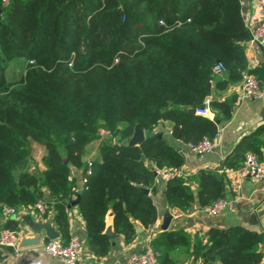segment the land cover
Here are the masks:
<instances>
[{"label": "trees", "instance_id": "obj_1", "mask_svg": "<svg viewBox=\"0 0 264 264\" xmlns=\"http://www.w3.org/2000/svg\"><path fill=\"white\" fill-rule=\"evenodd\" d=\"M248 37L240 0H0V211L11 205L37 214L34 203L46 189L42 216L52 212L64 242L68 204L76 199L95 255L110 249L108 215L116 233L133 238L135 220L148 226L157 215L156 174L145 159L183 163L154 126L168 120L185 142L214 138L216 119L230 116V102L210 99L213 119L189 108L201 106L214 86L241 79L244 69L261 79L260 69L247 68ZM218 60L225 65L221 78L211 73ZM135 125L145 137L128 143ZM100 127L110 129V138L85 159ZM263 133L264 123L242 134L222 166L239 167L246 151L259 153ZM34 143L44 149L43 168L31 170ZM71 166L82 171L81 187ZM193 180L195 189L182 174L167 178V203L186 209L196 198L204 206L224 193L223 171L200 168ZM22 220L33 217L24 213ZM5 227L18 229L19 221L10 218ZM261 237L240 225L211 226L205 240L164 229L152 243L160 264H173L170 250L180 245L191 246L201 263L257 264Z\"/></svg>", "mask_w": 264, "mask_h": 264}, {"label": "crops", "instance_id": "obj_2", "mask_svg": "<svg viewBox=\"0 0 264 264\" xmlns=\"http://www.w3.org/2000/svg\"><path fill=\"white\" fill-rule=\"evenodd\" d=\"M240 7L245 25L247 27L254 26L259 18L257 0H240ZM245 53L247 68L260 69V80L264 88V48L257 43H249L246 40ZM223 75L224 73L218 76L221 78ZM207 96L210 99L216 97L221 100H228L231 108L229 117L224 118L220 116L218 118V129L214 137V145L209 151L203 153L190 151L188 142L172 134L171 123L168 120L159 121L152 131L156 135L160 132V136L179 150L183 158V163L179 166L181 169L180 174L191 182L193 189L196 188L193 176L200 168L223 171L225 175V187L222 196L232 202L231 207H225L219 213L212 215L207 213L202 205L198 203L197 199L194 198L189 207L181 209V214L174 215L172 214V209L178 207L168 204L166 201L164 195L166 178L156 175L155 189L152 192V198L156 206V220L148 226H144L140 221L135 220V229L136 224L139 223L142 226V230H136V235L130 240H126L112 229L110 215H108L106 218L107 226H110L116 235L111 237V245L108 252L98 257L91 250L87 242L84 220L76 203H69L67 208L69 236L75 235L81 243L76 264H126L130 253L140 249L149 238L153 239L164 229H182L188 234L190 241H194L196 238L205 240L207 229L211 226L229 227L234 225H240L261 233L262 237L257 247L262 252V258L257 264H264V182L249 173H241L238 167L222 166L224 156L233 148L237 139L242 134L264 123V93L257 98L241 97L239 79L229 83L224 88L214 86L211 93ZM145 134L144 130V137ZM129 135L125 137L126 142ZM100 140V138H97L85 146V159H89L96 154ZM33 148H36L40 154L37 157L35 152H33L34 163L31 164L30 169L32 170L35 167L34 165L43 168L41 156L44 149L36 143L33 144ZM257 155L260 159L264 160V133L261 135L260 152ZM145 162L148 166L154 165L149 159H145ZM71 176L75 178L77 184L81 187L84 180L81 169L71 166ZM48 197V190L45 189L44 198L47 199ZM24 213H28L33 217L32 222L48 221L58 231V236H60V232L53 221L51 211L46 216H38L32 209L26 207L10 215L5 214L4 211H0V229L5 227L8 219L13 218L19 221L18 231L20 233L38 232L43 238L42 242L46 240L47 237L43 228L37 231L31 228L32 222L22 220ZM40 244L23 246L17 248V250L5 245L3 247L0 246V259L22 264H65L59 258L44 253ZM170 254L174 258L173 264H219L218 260L201 263L200 260L193 259L191 246L189 248L181 245L176 246L170 250Z\"/></svg>", "mask_w": 264, "mask_h": 264}, {"label": "built area", "instance_id": "obj_3", "mask_svg": "<svg viewBox=\"0 0 264 264\" xmlns=\"http://www.w3.org/2000/svg\"><path fill=\"white\" fill-rule=\"evenodd\" d=\"M10 0H1L2 4L8 3ZM259 5L258 21L254 26L248 27L249 30V43H257L264 48V0H257ZM225 71V65L222 61L218 60L211 67L212 75H221ZM264 88L262 87L261 80L253 72L247 69L242 70V76L240 79V94L245 98H257L262 96ZM210 98L205 96L202 105L195 108V112L205 115L211 119L215 117L214 109L209 105ZM111 131L108 128L100 127L98 129L99 137L110 135ZM214 145V138H210L207 135H203L199 140L195 142H188L190 151L194 153H203L209 151ZM153 169L156 175H161L164 178H169L173 175L180 174L181 169L179 166L170 165H153ZM241 173H249L255 178L264 182V160L260 159L258 155L252 150L246 151L244 158L238 167ZM46 199L39 198L34 203V208L37 210V215L42 216L46 210ZM232 202L224 196L217 197L213 202L208 203L203 207L207 213L215 215L219 213L225 207H231ZM19 209L11 205H4L3 211L5 214L10 215L17 213ZM172 214H181V209L173 208ZM20 232L18 229H11L3 227L0 229V243L9 246L14 250H17L16 242ZM41 249L48 255L55 256L63 261L65 264H76L81 243L75 235H70L67 241H63L60 236L53 238H47L40 244ZM159 252L154 247L152 239L149 238L144 245L130 253L126 264H160ZM0 264H22L14 263L8 260L0 259Z\"/></svg>", "mask_w": 264, "mask_h": 264}, {"label": "water", "instance_id": "obj_4", "mask_svg": "<svg viewBox=\"0 0 264 264\" xmlns=\"http://www.w3.org/2000/svg\"><path fill=\"white\" fill-rule=\"evenodd\" d=\"M189 110L195 111L194 108H189ZM216 120L218 122V119H216ZM157 135L160 136L161 133L158 132ZM143 138H144L143 128H140L138 125H135L134 131L127 137V142L128 143H137ZM64 161H67L66 157H64ZM76 202H77V199L72 201L70 204H75ZM31 228L35 229L37 231L39 229L43 228L45 230V236L47 238H53V237H56L59 235L58 231H56V229H54V227H52L48 223V221H46V222H38V221L32 222ZM136 230L137 231L142 230V226L139 223L136 224ZM106 232L108 233V235L110 237H113L116 235V233L114 231H112L110 226L106 227ZM42 240H43V238L40 236V234L38 232H33V233L21 232L19 234L18 239H17L16 247L20 248L23 246L38 244V243H41ZM0 246L3 247L4 245L0 243Z\"/></svg>", "mask_w": 264, "mask_h": 264}, {"label": "rangeland", "instance_id": "obj_5", "mask_svg": "<svg viewBox=\"0 0 264 264\" xmlns=\"http://www.w3.org/2000/svg\"><path fill=\"white\" fill-rule=\"evenodd\" d=\"M115 138H118L119 137V134L118 133H116V135L114 136ZM100 138V137H99ZM102 138H106V139H108V138H110L109 136H104V137H101L100 139H102ZM34 149V148H33ZM34 152H35V155L38 157L39 156V154H40V152L35 148L34 149ZM37 159V158H36ZM33 163H34V161H33Z\"/></svg>", "mask_w": 264, "mask_h": 264}]
</instances>
